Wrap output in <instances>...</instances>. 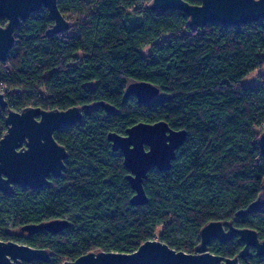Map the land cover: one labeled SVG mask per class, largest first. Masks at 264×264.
Wrapping results in <instances>:
<instances>
[{
	"label": "trees",
	"instance_id": "16d2710c",
	"mask_svg": "<svg viewBox=\"0 0 264 264\" xmlns=\"http://www.w3.org/2000/svg\"><path fill=\"white\" fill-rule=\"evenodd\" d=\"M151 2L58 0L69 28L52 33L55 21L42 8L16 27L14 46L0 61V92L9 103L0 108V139L9 109L82 108L73 126L54 134L68 153L62 175L42 188L0 191V241L51 253L48 262L32 264H63L89 252L130 253L155 239L194 253L202 228L212 221L255 229L264 239V207L238 214L263 191L258 140L264 75L257 85L245 87L242 80L264 64V20L195 27L183 12L154 11ZM6 23L0 19V26ZM135 81L159 86L160 94L148 104L125 97ZM102 102L115 111L107 112ZM162 120L186 130L187 140L169 170L147 174L148 203L133 205L129 171L108 134ZM63 218L71 224L57 234L22 230ZM243 247L233 236L224 243L212 240L208 250L234 258ZM240 263L264 264V256L252 250Z\"/></svg>",
	"mask_w": 264,
	"mask_h": 264
},
{
	"label": "water",
	"instance_id": "95a60500",
	"mask_svg": "<svg viewBox=\"0 0 264 264\" xmlns=\"http://www.w3.org/2000/svg\"><path fill=\"white\" fill-rule=\"evenodd\" d=\"M47 8L55 21L52 33L69 28V22L59 9L58 0H0V19L7 23L0 26V61L5 62L14 46L15 29L23 21ZM154 11L178 10L189 17V25L204 27L210 23L239 26L264 20V0H201L193 5L186 0H152ZM160 94V87L149 81H135L127 85L125 97L134 96L140 104L152 102ZM107 112L115 108L101 103ZM0 108L8 109L9 103L0 92ZM82 115V108L74 106L66 110H44L26 107L21 111L9 109L5 118L7 131L0 139V191L8 193L14 185L42 188L49 185L50 178L59 177L65 168L67 149L55 139V132L73 126ZM186 130H175L166 121L139 122L126 130L108 134L114 152L119 151L129 174L134 195L133 205H145L149 199L144 180L152 169L167 171L171 168L179 148L187 140ZM259 147L264 157V131L259 136ZM262 193L246 210V215L264 207V183ZM71 224L67 218L54 219L40 224H29L22 230L30 234L47 230L53 234L64 231ZM201 241L194 253L177 251L160 240H148L130 253L98 251L81 255L63 264H241L254 249L257 256H264V239L252 228H237L233 223L212 221L201 230ZM239 236L244 247L234 258H223L211 253L208 246L212 240L227 242ZM46 249L33 248L15 241H0V264H23L35 260L47 261Z\"/></svg>",
	"mask_w": 264,
	"mask_h": 264
},
{
	"label": "rangeland",
	"instance_id": "374dc122",
	"mask_svg": "<svg viewBox=\"0 0 264 264\" xmlns=\"http://www.w3.org/2000/svg\"><path fill=\"white\" fill-rule=\"evenodd\" d=\"M260 75H264V64L261 67L257 68L256 70H254L253 72H251L250 74H248L247 76H245L242 80V85L245 87L251 86V85H257L260 82L259 80ZM9 226H12V225L9 224ZM14 233L17 236L22 235L20 230H14Z\"/></svg>",
	"mask_w": 264,
	"mask_h": 264
},
{
	"label": "flooded vegetation",
	"instance_id": "af4514ba",
	"mask_svg": "<svg viewBox=\"0 0 264 264\" xmlns=\"http://www.w3.org/2000/svg\"><path fill=\"white\" fill-rule=\"evenodd\" d=\"M218 241V240H217ZM222 243V242H221ZM252 250H254V249H252ZM251 250V251H252ZM48 251V250H47ZM49 252V251H48ZM242 259V258H241ZM240 259V260H241ZM49 260H51V253L49 252V259L47 260V261H39V260H35V261H32V262H23V264H32V263H34V262H48Z\"/></svg>",
	"mask_w": 264,
	"mask_h": 264
}]
</instances>
